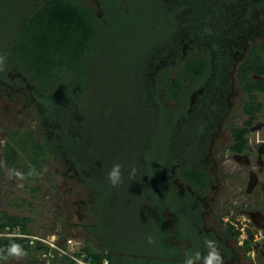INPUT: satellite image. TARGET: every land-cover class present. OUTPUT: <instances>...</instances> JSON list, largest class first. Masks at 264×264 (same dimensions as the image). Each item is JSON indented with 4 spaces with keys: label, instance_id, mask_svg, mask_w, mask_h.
<instances>
[{
    "label": "rangeland",
    "instance_id": "rangeland-1",
    "mask_svg": "<svg viewBox=\"0 0 264 264\" xmlns=\"http://www.w3.org/2000/svg\"><path fill=\"white\" fill-rule=\"evenodd\" d=\"M44 1L0 0V45L14 34L7 18L25 15L29 7L34 8ZM80 1L94 8L99 15L102 14L100 0ZM102 1L110 18L107 30L110 41L99 45L102 56L91 62L88 76L79 83L80 87H75L77 83L72 75L66 77L53 71L48 74L31 71L32 66L24 60L21 51V66L12 62L6 65L5 72H0V214L26 217L31 233L49 235L59 232L57 237L61 243L66 237H72L82 249L96 244L84 228L96 218L101 229L109 231L105 234L109 243L115 239L117 247L130 252L113 257L115 264H183L186 258L178 259L175 253L178 249L167 245L162 238L165 228L160 215V204H168L181 226L189 224L187 218H190V214L181 209L174 191L160 177L161 163L171 153L167 146V138L171 136L169 122L181 110L175 107L174 98H169L167 103L173 110L164 109L156 125L159 127L155 128L150 119L152 116L148 117L147 113L154 105L156 112L153 117L157 122L160 106L151 100L152 96H148L150 98L144 103L142 88L144 85L145 94L150 93L161 67L171 64L167 62L170 59L169 47L166 50L158 47L157 53L145 65L139 66L141 58L151 53L167 37L171 26H175L173 19L170 22L164 17L172 10L179 28H173L167 42L172 44L175 37L179 38L177 32L185 26L181 19L182 9L174 7L167 0L163 5L160 0H127L129 12L123 13L119 0ZM213 1L219 6L222 18L226 17L224 20L227 24H232L234 16L228 11L235 0ZM254 43L264 45V39L257 37ZM171 67L169 77L172 80L179 69L175 64H171ZM181 71V74L189 73L184 67ZM165 76L167 71L162 78ZM199 80L194 79L195 82ZM71 87L76 90L66 95L70 91L66 88ZM235 88L240 97L235 99L233 114L228 119L231 121L222 128V134L227 136V127L239 126L247 119L240 112L241 103L247 99L246 94L240 83ZM39 89L49 94H44L47 99L45 103L50 105L52 116L62 115L66 119V112H69L68 125L73 129L70 137L80 139L76 142L81 146L79 151L82 155L79 153L77 158L70 156L60 139L58 142L54 140L53 137L59 136L66 126L61 119L54 117L47 121L38 117L41 106L33 100V92L40 93ZM258 95H261L259 99L264 105V94ZM54 96H58L56 101H52ZM263 123L264 112L253 126ZM21 139H24L23 145L27 147L25 151L18 152L20 166L9 168L4 162L6 145L17 151ZM45 139L48 141L45 142ZM230 143L231 139L227 138L220 156L224 155L225 147ZM147 149L148 152L144 153ZM145 157L148 162L146 166L143 162ZM32 161H35V165H32ZM116 163L122 165L123 182L114 187L107 175ZM21 166L30 168L33 176L26 177ZM133 168L136 169L135 175H131ZM230 169L224 172L220 161L222 187L216 197V208L221 205L223 209L233 201L239 203L232 188L240 185L238 177L241 175ZM187 171L179 170V174L188 173L194 179H200L203 174L200 169ZM13 172L22 173L23 179ZM88 177L93 179L94 187L88 183ZM161 194L164 195L163 199ZM240 199L243 197L240 196ZM78 221L81 227L75 226ZM192 235L193 243L186 250V256L200 249L202 239L195 232ZM149 236L155 241L153 244L148 243ZM39 252H25L22 258H4L0 264H72L60 258L45 262L40 259Z\"/></svg>",
    "mask_w": 264,
    "mask_h": 264
},
{
    "label": "flooded vegetation",
    "instance_id": "flooded-vegetation-1",
    "mask_svg": "<svg viewBox=\"0 0 264 264\" xmlns=\"http://www.w3.org/2000/svg\"><path fill=\"white\" fill-rule=\"evenodd\" d=\"M167 1L182 9L181 19L185 24L177 32L179 38L175 37L172 44L169 41L164 48H160L166 50L169 47L170 59L167 62L180 67L188 56L201 57L206 60L208 70L196 82L188 97L175 105L181 111L175 117V139L170 142V155L161 163L160 177L170 185L181 209L188 212L190 218H187L189 224L181 226L169 205L160 204L161 222L165 228L162 238L167 245L178 249L175 252L178 259L187 258L184 254H188L186 250L192 245V232H195L202 239L199 249L202 255L208 251L204 240L213 239L217 242L223 264H264V146L255 151L247 148L241 153L232 152L230 148L233 129L246 126L247 121H252L249 130L258 126H253V123L264 112V105L259 99L261 95H258L262 93L253 95L255 98L245 93L247 99L241 103L240 112L247 119L239 126L227 127L228 136L222 134L226 122L231 121L228 119L233 114L235 99L240 97L235 85L239 83L237 73L241 63L253 46H257L259 54L264 55V45L254 43L257 37L264 39V0H235L228 11L234 16L232 24H227L226 17L222 18L219 6L213 0ZM174 25L179 28L176 21ZM33 100L41 106L38 117L47 121L54 119V114H50L43 102L36 96ZM250 101L261 105L255 116L247 115L243 110ZM227 138L231 139V143L220 156ZM220 161L224 172L231 168L241 175L238 177L240 185L232 188L239 203L233 201L225 209L221 205L219 209L214 206L222 187ZM143 162L146 163L145 158ZM182 168L204 172L206 180L203 186L194 187L187 178H183L179 174ZM161 197L163 199L164 195L161 194ZM75 226L81 227L80 222ZM84 228L96 241L90 248L102 250L113 257L130 253L117 247L115 239L109 243L105 238L109 231L101 229L96 218Z\"/></svg>",
    "mask_w": 264,
    "mask_h": 264
},
{
    "label": "trees",
    "instance_id": "trees-1",
    "mask_svg": "<svg viewBox=\"0 0 264 264\" xmlns=\"http://www.w3.org/2000/svg\"><path fill=\"white\" fill-rule=\"evenodd\" d=\"M29 1L31 2L32 0ZM160 2L161 5H163V2H165V0H160ZM100 3L103 9L102 15H98L94 8H92L88 4L82 3L80 0H45L42 4L35 6L34 8L30 9L29 7V9L27 10L28 12L25 15H12L8 17L7 20L11 22L10 27L14 29V34H12L9 39L5 40L3 45H0V55H3L7 58L6 65L13 62L21 66L19 63V59L21 58L19 57V53L21 51L24 60L29 62L32 66L30 67V70H38L41 74H48L50 73V71H53L56 75L65 74L66 77L68 75H72V77L74 78L73 81L77 83L75 84V87H80L79 83L82 82V79H85L88 76V67L91 62H94L96 59L102 56V50L100 49V46L104 43V41H110V36H108L107 32V30L109 29L108 27H110V18L108 17V11L105 7V4H103L102 0H100ZM127 3V0H119V8L123 10V13L129 12ZM172 13L174 15L173 10L172 12L167 13V15H163L170 22L173 19V23L175 24V20L173 18L174 16H172ZM8 15L10 14L8 13ZM172 28L173 27L171 26L167 33V37L155 49L151 50V53H148L141 58V61L139 62L140 67L145 65L157 53L158 47L164 48L165 42H167V39L172 36ZM183 67L189 73L181 74V69ZM171 68L172 67L170 64L161 67V70L158 73L156 84L153 88L150 89V93L145 94L146 88L144 87V85H142V88H144L143 95H145L143 96L144 103H146L148 98H150L148 96H152L151 100L158 102L160 106V113L157 122L153 117L155 116L154 113L156 112L154 105L147 113L148 117L150 115L152 116V118L150 119L152 126L155 125V128L157 127L156 125L159 122V118L162 117V112L164 111V109L173 110V108L168 105L167 100L169 98H174L176 102H179L181 104V99L187 98L193 87H195L196 82L194 81V79H201V77L206 74L208 70L207 62L204 58L192 56H188L186 59H184L180 67L177 66L179 70L178 72H176L175 78L172 80L169 77ZM142 69L143 68H141V71ZM141 71L140 77L143 76ZM166 71L167 76H165V78H162V74ZM26 73L30 74L27 71ZM140 77L139 80L141 79ZM237 78L238 82L241 84L242 89L251 98H255V96L253 95H257V93L264 94V55L259 54L257 46H253L248 51L245 60L241 63L238 69ZM185 80H187V82H185ZM34 81L35 80L33 79V83L35 85ZM39 90L42 95L35 96L41 102H44V106L49 110L50 105H47V103H45V101L47 100L45 95L49 94L43 92L41 89ZM66 90H70L69 92H66V95H68L71 94V91H75L76 88L71 87L70 89L66 88ZM54 98L52 101H56L58 99V96H54ZM67 102L68 99H66V105ZM260 107L261 105L259 103L250 101L245 104L243 110L247 115L255 116ZM67 110L68 109H66V111ZM68 116L69 112H66V119L62 117V115L55 116L59 117L58 119H61L60 121H63L66 126L59 136H54L53 138L58 142L59 138L57 137L61 136L60 141L66 153H68L70 156H73L74 158H77L80 153L79 149L81 146L77 145L78 142H76V140L79 141L80 139L78 138L75 140L70 137V133L73 129L69 128ZM169 123L170 126L168 129L170 130L169 132H171V136L167 138V146L169 145L170 147V142L175 139V131L173 129L175 118L173 117ZM251 123L252 121H247L246 126L235 128L232 130L233 142L230 146L232 152L241 153L248 148L247 138L245 137V135L249 132V126L251 125ZM23 140L21 139L18 141L17 151L12 146L6 145L4 151V162L7 167L13 168L20 166L18 164V162L20 161L18 152L25 151L27 147L23 145ZM46 141L48 140L45 139V142ZM169 147H167V149ZM46 149L49 150V147H46ZM148 150L149 149L145 150L144 153H147ZM168 151L170 153V148ZM80 154L82 155V153ZM146 158L147 157H145V159ZM125 161H128V159H126ZM147 163L148 162L146 160V163L144 162V165H147ZM32 165H35V161H32ZM21 170L24 171L26 177L31 178L33 176V174L28 175L31 171L27 166H21ZM182 170L183 168L181 169V171ZM185 170H188L187 172H190L196 169L188 168ZM202 173L203 174L200 179H194L188 173L184 174L185 177H183L184 175H182V177L185 179L187 178V180L194 187L201 188L206 180L205 173ZM88 181L90 186L94 187L93 185L95 183L93 179L88 177ZM28 220L29 219H27L26 217L3 216L0 214V229L8 227L9 230H13L15 227L19 226L22 232H27L29 231ZM12 244L21 245L24 252H34L37 250L35 247L29 245L26 239L18 237H0V260L4 259V257L7 255V248ZM83 250L88 255L94 256V258L98 260L96 248L84 247ZM106 256L112 264H115L114 258L111 254L107 253Z\"/></svg>",
    "mask_w": 264,
    "mask_h": 264
},
{
    "label": "built area",
    "instance_id": "built-area-1",
    "mask_svg": "<svg viewBox=\"0 0 264 264\" xmlns=\"http://www.w3.org/2000/svg\"><path fill=\"white\" fill-rule=\"evenodd\" d=\"M245 137L247 138L249 149L255 151L256 148L264 146V123L250 129ZM58 235L59 232H54L49 235L34 234L30 231L22 232L19 226L13 230H9L8 227L0 229V237L26 239L29 245L40 250L38 255L45 262L60 258L62 260L67 259L72 264H104L105 261H107V264H112L107 258L106 252L97 250L98 260H96L94 256L88 255L74 238L66 237L61 243L57 237Z\"/></svg>",
    "mask_w": 264,
    "mask_h": 264
},
{
    "label": "clouds",
    "instance_id": "clouds-1",
    "mask_svg": "<svg viewBox=\"0 0 264 264\" xmlns=\"http://www.w3.org/2000/svg\"><path fill=\"white\" fill-rule=\"evenodd\" d=\"M6 57L0 55V72H5L6 69ZM136 169L133 168L131 175H135ZM13 174L23 179V174L20 172H13ZM33 172H29L28 175H32ZM107 179L112 186H118L123 182L122 179V165L116 163L112 166L110 171L108 172ZM149 244H153L155 241L151 236L147 238ZM204 244L208 249L205 255H202L200 251H196L191 255H187V258L183 261V264H223V260L221 254L218 250L217 242L213 239H205ZM26 253L24 252L21 245L12 244L7 248V255L4 257L7 259L8 257L22 258ZM107 264V261L104 262Z\"/></svg>",
    "mask_w": 264,
    "mask_h": 264
}]
</instances>
